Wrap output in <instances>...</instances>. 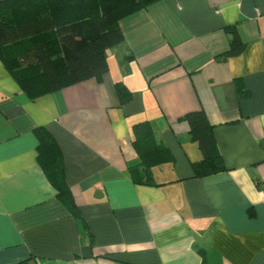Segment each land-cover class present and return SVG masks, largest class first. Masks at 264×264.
<instances>
[{
    "label": "crops",
    "instance_id": "1",
    "mask_svg": "<svg viewBox=\"0 0 264 264\" xmlns=\"http://www.w3.org/2000/svg\"><path fill=\"white\" fill-rule=\"evenodd\" d=\"M119 27L99 78L35 97L0 58V264H264V0H156ZM233 31L244 47L227 55ZM195 109L222 171L194 175L202 154L179 117ZM141 121L171 151L150 178ZM36 127L78 215L39 164Z\"/></svg>",
    "mask_w": 264,
    "mask_h": 264
},
{
    "label": "trees",
    "instance_id": "2",
    "mask_svg": "<svg viewBox=\"0 0 264 264\" xmlns=\"http://www.w3.org/2000/svg\"><path fill=\"white\" fill-rule=\"evenodd\" d=\"M156 0H0V58L21 88L30 96L61 89L107 71L106 51L123 40L119 20ZM244 45L235 31L227 55L239 54ZM121 101L130 91L117 83ZM188 123L189 134L201 151L192 162L195 176L224 170L215 144L213 127L202 109L179 117ZM37 157L59 201L74 215L78 207L65 181L61 152L44 127H36ZM132 145L150 178V166L169 160L170 149L157 144L151 125L133 127ZM13 264H29L20 260Z\"/></svg>",
    "mask_w": 264,
    "mask_h": 264
}]
</instances>
